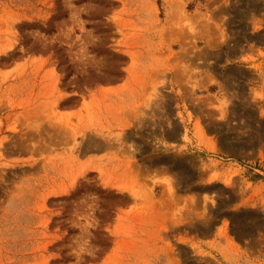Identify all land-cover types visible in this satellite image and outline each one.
Here are the masks:
<instances>
[{
	"label": "rangeland",
	"instance_id": "374dc122",
	"mask_svg": "<svg viewBox=\"0 0 264 264\" xmlns=\"http://www.w3.org/2000/svg\"><path fill=\"white\" fill-rule=\"evenodd\" d=\"M0 264H264V0H0Z\"/></svg>",
	"mask_w": 264,
	"mask_h": 264
},
{
	"label": "water",
	"instance_id": "95a60500",
	"mask_svg": "<svg viewBox=\"0 0 264 264\" xmlns=\"http://www.w3.org/2000/svg\"><path fill=\"white\" fill-rule=\"evenodd\" d=\"M174 137H176V135H173Z\"/></svg>",
	"mask_w": 264,
	"mask_h": 264
}]
</instances>
